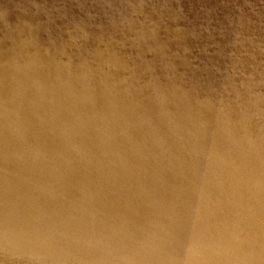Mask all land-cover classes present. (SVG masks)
Here are the masks:
<instances>
[{
    "label": "water",
    "instance_id": "95a60500",
    "mask_svg": "<svg viewBox=\"0 0 264 264\" xmlns=\"http://www.w3.org/2000/svg\"><path fill=\"white\" fill-rule=\"evenodd\" d=\"M0 264H264V0H0Z\"/></svg>",
    "mask_w": 264,
    "mask_h": 264
}]
</instances>
